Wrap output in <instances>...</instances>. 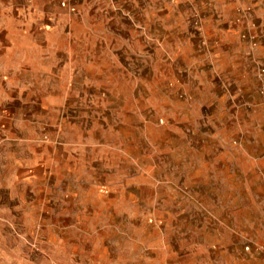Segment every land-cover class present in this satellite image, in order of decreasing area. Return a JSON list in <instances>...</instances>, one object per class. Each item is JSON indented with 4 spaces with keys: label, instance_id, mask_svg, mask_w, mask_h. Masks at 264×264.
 <instances>
[{
    "label": "rangeland",
    "instance_id": "374dc122",
    "mask_svg": "<svg viewBox=\"0 0 264 264\" xmlns=\"http://www.w3.org/2000/svg\"><path fill=\"white\" fill-rule=\"evenodd\" d=\"M226 1L0 0V264H264V31Z\"/></svg>",
    "mask_w": 264,
    "mask_h": 264
},
{
    "label": "crops",
    "instance_id": "0c3cea01",
    "mask_svg": "<svg viewBox=\"0 0 264 264\" xmlns=\"http://www.w3.org/2000/svg\"><path fill=\"white\" fill-rule=\"evenodd\" d=\"M227 3L235 14L233 18L235 27L244 29L251 26L254 27L253 32L258 29L264 31V0H228Z\"/></svg>",
    "mask_w": 264,
    "mask_h": 264
},
{
    "label": "built area",
    "instance_id": "2783aa9c",
    "mask_svg": "<svg viewBox=\"0 0 264 264\" xmlns=\"http://www.w3.org/2000/svg\"><path fill=\"white\" fill-rule=\"evenodd\" d=\"M61 5H62V7H67L65 2H62ZM68 9H69L71 12H75V10H76L75 7H70V8L68 7Z\"/></svg>",
    "mask_w": 264,
    "mask_h": 264
}]
</instances>
